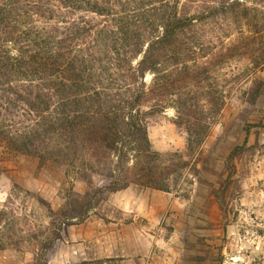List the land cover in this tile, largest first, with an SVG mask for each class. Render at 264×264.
Here are the masks:
<instances>
[{"label":"rangeland","instance_id":"1","mask_svg":"<svg viewBox=\"0 0 264 264\" xmlns=\"http://www.w3.org/2000/svg\"><path fill=\"white\" fill-rule=\"evenodd\" d=\"M0 264H264V0H0Z\"/></svg>","mask_w":264,"mask_h":264},{"label":"trees","instance_id":"2","mask_svg":"<svg viewBox=\"0 0 264 264\" xmlns=\"http://www.w3.org/2000/svg\"><path fill=\"white\" fill-rule=\"evenodd\" d=\"M128 127V130L134 133L138 132V125L133 123V121L130 124L126 125Z\"/></svg>","mask_w":264,"mask_h":264}]
</instances>
